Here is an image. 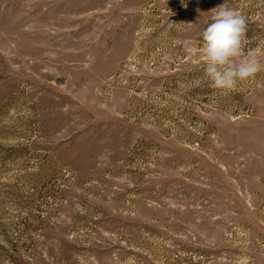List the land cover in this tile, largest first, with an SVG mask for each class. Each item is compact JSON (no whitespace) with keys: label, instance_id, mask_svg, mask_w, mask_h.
Masks as SVG:
<instances>
[{"label":"rangeland","instance_id":"obj_1","mask_svg":"<svg viewBox=\"0 0 264 264\" xmlns=\"http://www.w3.org/2000/svg\"><path fill=\"white\" fill-rule=\"evenodd\" d=\"M224 2L0 0V264H264V71L221 92L199 51ZM226 2L264 63V0Z\"/></svg>","mask_w":264,"mask_h":264},{"label":"clouds","instance_id":"obj_2","mask_svg":"<svg viewBox=\"0 0 264 264\" xmlns=\"http://www.w3.org/2000/svg\"><path fill=\"white\" fill-rule=\"evenodd\" d=\"M211 11L210 22L201 33L199 49L204 78L210 88L228 92L264 71V63L256 50H245L247 21L242 13L229 7L226 0Z\"/></svg>","mask_w":264,"mask_h":264}]
</instances>
